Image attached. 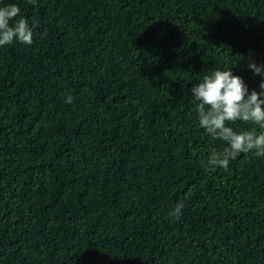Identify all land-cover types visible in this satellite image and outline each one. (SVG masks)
I'll return each instance as SVG.
<instances>
[{"label": "trees", "instance_id": "trees-1", "mask_svg": "<svg viewBox=\"0 0 264 264\" xmlns=\"http://www.w3.org/2000/svg\"><path fill=\"white\" fill-rule=\"evenodd\" d=\"M8 4L33 43L0 46V264H264V157L206 170L190 91H261L264 0Z\"/></svg>", "mask_w": 264, "mask_h": 264}, {"label": "clouds", "instance_id": "clouds-1", "mask_svg": "<svg viewBox=\"0 0 264 264\" xmlns=\"http://www.w3.org/2000/svg\"><path fill=\"white\" fill-rule=\"evenodd\" d=\"M27 3L35 5L36 0H27ZM20 13L17 4L0 7V46L14 42L26 45L33 43V31ZM249 68L254 75L264 76V66L252 63ZM259 87L260 92L253 90L249 93L243 79L233 75L228 68L204 75L191 88L199 127L212 140L225 145L221 151H211L207 157L206 170L219 168L227 171L230 163L241 154L252 153L256 157H264V80ZM65 102L72 103V97L68 96ZM237 122L251 127L237 131L231 126ZM183 208V203H178L170 215L179 220Z\"/></svg>", "mask_w": 264, "mask_h": 264}]
</instances>
